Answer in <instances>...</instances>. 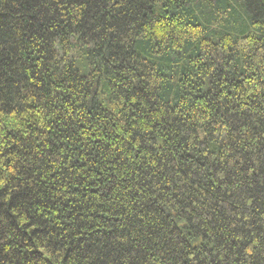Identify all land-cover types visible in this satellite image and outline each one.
Masks as SVG:
<instances>
[{
  "label": "trees",
  "instance_id": "1",
  "mask_svg": "<svg viewBox=\"0 0 264 264\" xmlns=\"http://www.w3.org/2000/svg\"><path fill=\"white\" fill-rule=\"evenodd\" d=\"M0 264H264V0H0Z\"/></svg>",
  "mask_w": 264,
  "mask_h": 264
},
{
  "label": "rangeland",
  "instance_id": "2",
  "mask_svg": "<svg viewBox=\"0 0 264 264\" xmlns=\"http://www.w3.org/2000/svg\"><path fill=\"white\" fill-rule=\"evenodd\" d=\"M77 51H79L78 49L77 50H75V52H77Z\"/></svg>",
  "mask_w": 264,
  "mask_h": 264
}]
</instances>
